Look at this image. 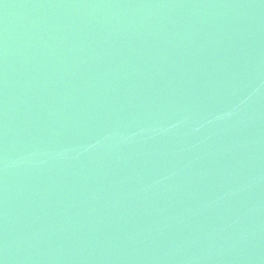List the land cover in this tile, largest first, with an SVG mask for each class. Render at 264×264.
Wrapping results in <instances>:
<instances>
[{
    "label": "water",
    "instance_id": "95a60500",
    "mask_svg": "<svg viewBox=\"0 0 264 264\" xmlns=\"http://www.w3.org/2000/svg\"><path fill=\"white\" fill-rule=\"evenodd\" d=\"M0 264H264V0H0Z\"/></svg>",
    "mask_w": 264,
    "mask_h": 264
}]
</instances>
